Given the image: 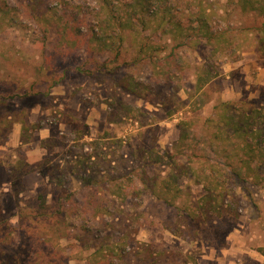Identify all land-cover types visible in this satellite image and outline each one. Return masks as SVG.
I'll use <instances>...</instances> for the list:
<instances>
[{"label": "rangeland", "instance_id": "374dc122", "mask_svg": "<svg viewBox=\"0 0 264 264\" xmlns=\"http://www.w3.org/2000/svg\"><path fill=\"white\" fill-rule=\"evenodd\" d=\"M162 2L144 23L135 18L119 59L132 62L136 36L155 50L119 67L107 47L118 29L101 26L97 0H0V264H97L89 230L115 243L107 257L117 264H264L263 167L245 181L221 177L205 198L230 143L216 106L246 113L245 129L259 131L249 141L264 148V15L240 0ZM167 7L172 21L161 18ZM87 27L89 36L75 33ZM206 68L214 78L198 91ZM192 147L199 156L185 158ZM176 149L193 170L177 202H199L203 225L145 188L169 177L172 166L153 161ZM83 170L99 184L88 186Z\"/></svg>", "mask_w": 264, "mask_h": 264}, {"label": "trees", "instance_id": "16d2710c", "mask_svg": "<svg viewBox=\"0 0 264 264\" xmlns=\"http://www.w3.org/2000/svg\"><path fill=\"white\" fill-rule=\"evenodd\" d=\"M100 3L101 8L104 10V17L105 18H99L100 15L97 16L98 21L101 22V26H110L111 24L115 25L118 29V32L115 34H109L107 35V39L110 37L112 38L111 41L107 43V47L110 49V51H115L113 60L119 64V67L121 65L130 64L134 62H138L139 60L142 61L146 59L147 56H150L151 50H155V45H152V42L149 41L148 38H144L141 36H136L134 38V44H135V51H134V57L130 61L123 60V63L120 62L121 57L127 50L125 43L128 36L132 35L131 33L135 34L133 31L136 32L137 23L135 22V18L139 20V22L142 24L144 23V19L146 14H148L150 11L155 12L159 5H162V0H134L132 3L129 1H121V0H97ZM121 1V2H120ZM240 4L242 5V10L245 12H254L259 15H264V0H240ZM163 7V6H162ZM162 7L160 9H162ZM41 11V10H40ZM172 12L168 10V7L163 10V13L161 15V18H165L169 16L170 21H172V18H174L173 15H171ZM173 16V17H172ZM85 18V14L78 15L75 18V24L76 26L83 25V19ZM166 19V18H165ZM108 23V24H105ZM178 23V24H177ZM104 24V25H103ZM175 30L174 31H185L182 26H180L179 22L174 23ZM205 27V26H204ZM204 27L200 26L199 31H203ZM263 32L262 42L264 43V24L263 29H261ZM73 32V31H72ZM74 33V32H73ZM77 35H83L85 37L89 36V27L86 28V31L80 30L75 32ZM177 33V32H176ZM184 33V32H183ZM99 35V33H98ZM103 36V35H102ZM138 37V38H137ZM190 37L195 39L197 38V35L190 34ZM100 38V37H98ZM104 39V38H103ZM106 41L104 40V43ZM187 43V42H186ZM125 50V51H124ZM107 66V64H105ZM112 71V69H111ZM214 78V73L211 69L206 68L203 69L199 74H197V80H196V87L197 90L200 91L204 88L206 84H208L212 79ZM124 89H129L130 91H133L129 86L122 85ZM216 114L219 115L220 118H223L224 120V126H226V130L224 126L219 127V131L223 132L227 136V140L230 141L228 147L221 148L222 154L225 155L226 162V170L222 169H216L211 167L210 172V182L209 186H205L206 188V199H212L213 191L217 189V185L221 184L220 178L223 176H227L229 178H233L234 180L238 181H245L247 180V177L252 176L251 173H254L253 175L255 177H259V167H263L264 169V161L260 163L259 166L256 168L252 167V161L254 158L258 157V155H264V148L260 151V148L253 144V141H249L251 137H255L256 133L259 132L256 130L257 128H251L250 130H246L244 126V121L246 119V113L242 112L241 109H238L234 106L233 102H222L220 105L216 106ZM233 109V110H232ZM230 110H232L234 113H230ZM251 114L258 115L259 117L262 116V112H260L259 109L253 108ZM248 122V120H246ZM224 130V131H223ZM232 130V131H230ZM188 136H182L181 141L183 142V145L185 141L189 138ZM241 139L240 142H236L234 139ZM180 141V148L182 149V142ZM242 142L244 144H242ZM179 146V145H177ZM188 146L191 147L190 143L187 141L184 145V148ZM192 153L185 154V158L192 159V157L196 158L199 156L195 151V149L192 147ZM259 150V151H258ZM262 152V153H261ZM179 153V154H178ZM182 155V150L176 151L173 154H170L168 156L162 157L159 156L158 158H154L153 161L154 164L158 163H166L172 166V173L169 174V177L164 178L159 181H152L151 183L145 182L144 185L145 188L152 189L153 193L156 194L157 198L160 201H163L164 205H166L168 208L173 209H180L182 213H185V218L187 220H191L192 222L196 223L197 225H203V221H207V219L201 217V214L199 212V202H196V207L193 208L189 203L190 202V196H187V199L184 201H181L180 203L177 202V199L182 196L183 189L178 188V184L180 183L182 175L185 176H191L193 174V170L191 167L183 166V164L178 163L177 156ZM184 155V154H183ZM230 161V162H229ZM237 163L239 165H237ZM148 165L151 163H147ZM86 172V171H85ZM84 170L82 171L83 176L81 177L82 180L86 181V184L89 185H98L100 181H98L97 176L94 174H86ZM91 172L99 174L100 169L98 166H93L91 169ZM122 186V185H121ZM120 186V188H121ZM188 194L191 193V190L187 186ZM203 204V203H202ZM203 206V205H202ZM205 206V205H204ZM101 208H105L104 206H101ZM86 210V209H85ZM89 210V209H88ZM225 211L233 212L228 207L225 208ZM96 233L92 231H88V239H95L99 245L94 246L95 251L91 254V258L97 261V264H117L115 263V258L108 259L107 252H110L112 255H116L115 252V243L110 242V240H107V236L103 234L101 230ZM94 236V237H93ZM98 259V260H97ZM122 263V262H121ZM120 263V264H121ZM119 264V263H118Z\"/></svg>", "mask_w": 264, "mask_h": 264}]
</instances>
